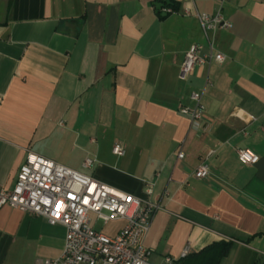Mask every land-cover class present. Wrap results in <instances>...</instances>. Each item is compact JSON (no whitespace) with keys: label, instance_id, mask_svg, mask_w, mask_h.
<instances>
[{"label":"crops","instance_id":"1","mask_svg":"<svg viewBox=\"0 0 264 264\" xmlns=\"http://www.w3.org/2000/svg\"><path fill=\"white\" fill-rule=\"evenodd\" d=\"M157 1L0 0V190L14 189L31 153L156 205L143 241L150 264L219 243L230 245L219 264H264V1L172 0L178 14L165 18ZM185 10L232 25L209 35L225 62L187 81L185 54L209 49ZM194 93L199 130L180 114ZM238 150L259 162L242 165ZM64 240L60 225L0 210V264L56 260Z\"/></svg>","mask_w":264,"mask_h":264},{"label":"built area","instance_id":"2","mask_svg":"<svg viewBox=\"0 0 264 264\" xmlns=\"http://www.w3.org/2000/svg\"><path fill=\"white\" fill-rule=\"evenodd\" d=\"M231 2L220 0L221 6ZM177 14L168 8L161 9V15L165 17ZM183 15L199 22L209 49V53L204 54L203 47L195 45L185 54L180 79L187 81L197 68L225 62L223 55L214 52L209 35L218 30L229 31L232 25L219 12L208 16L196 10H185ZM190 99L195 107L181 108L180 114L199 130L205 121L201 95L194 93ZM112 154L123 157L125 150L116 144ZM236 154L244 166L252 167L259 162V157L249 150H238ZM178 158L182 159L183 154H178ZM92 165L93 161L86 159L83 167L89 169ZM208 176L209 166L204 161L198 166L196 177L204 180ZM147 194H150L149 190ZM5 207L44 218L50 226L60 225L65 229L61 256L37 264H150L152 252L144 247L143 241L158 207L149 200L134 198L47 159L28 154L14 189L0 190V210ZM91 216L104 226L112 222L125 225L117 235L109 237L91 227ZM189 255V248H185L178 261ZM176 263L166 258L162 264Z\"/></svg>","mask_w":264,"mask_h":264},{"label":"trees","instance_id":"3","mask_svg":"<svg viewBox=\"0 0 264 264\" xmlns=\"http://www.w3.org/2000/svg\"><path fill=\"white\" fill-rule=\"evenodd\" d=\"M158 9L156 10L157 15L160 18H165L161 15V9L168 8L177 12L172 0H158ZM230 250V245L226 243H219L212 245L201 253L195 256H188L186 259L181 260L182 264H219V262L227 256Z\"/></svg>","mask_w":264,"mask_h":264},{"label":"rangeland","instance_id":"4","mask_svg":"<svg viewBox=\"0 0 264 264\" xmlns=\"http://www.w3.org/2000/svg\"><path fill=\"white\" fill-rule=\"evenodd\" d=\"M92 219H93L92 221H94V218H92ZM102 229H103L102 224L98 222V224H96V226H95V231L100 233L102 231Z\"/></svg>","mask_w":264,"mask_h":264}]
</instances>
